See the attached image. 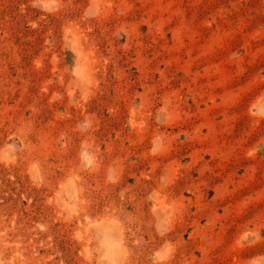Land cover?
<instances>
[{
    "label": "rangeland",
    "instance_id": "1",
    "mask_svg": "<svg viewBox=\"0 0 264 264\" xmlns=\"http://www.w3.org/2000/svg\"><path fill=\"white\" fill-rule=\"evenodd\" d=\"M0 0V264H264V0Z\"/></svg>",
    "mask_w": 264,
    "mask_h": 264
},
{
    "label": "snow or ice",
    "instance_id": "2",
    "mask_svg": "<svg viewBox=\"0 0 264 264\" xmlns=\"http://www.w3.org/2000/svg\"><path fill=\"white\" fill-rule=\"evenodd\" d=\"M57 4V0H48V4L44 5V6H51V7H55Z\"/></svg>",
    "mask_w": 264,
    "mask_h": 264
}]
</instances>
